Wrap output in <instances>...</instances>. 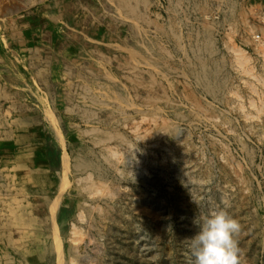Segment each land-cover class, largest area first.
<instances>
[{
  "label": "rangeland",
  "instance_id": "obj_1",
  "mask_svg": "<svg viewBox=\"0 0 264 264\" xmlns=\"http://www.w3.org/2000/svg\"><path fill=\"white\" fill-rule=\"evenodd\" d=\"M263 41L264 0H0V264H193L221 209L264 264Z\"/></svg>",
  "mask_w": 264,
  "mask_h": 264
},
{
  "label": "clouds",
  "instance_id": "obj_2",
  "mask_svg": "<svg viewBox=\"0 0 264 264\" xmlns=\"http://www.w3.org/2000/svg\"><path fill=\"white\" fill-rule=\"evenodd\" d=\"M193 223L198 230L186 239L194 257L193 264H240L234 236L239 233L241 225L226 210L196 217Z\"/></svg>",
  "mask_w": 264,
  "mask_h": 264
},
{
  "label": "bare ground",
  "instance_id": "obj_3",
  "mask_svg": "<svg viewBox=\"0 0 264 264\" xmlns=\"http://www.w3.org/2000/svg\"><path fill=\"white\" fill-rule=\"evenodd\" d=\"M59 1V0H58ZM65 1V0H64ZM130 1V0H129ZM142 1H144V0H142ZM57 3H59V2H57ZM137 3V2H136ZM56 4V3H55ZM133 4V3H132ZM231 4V3H230ZM114 5V4H113ZM198 5V4H197ZM134 7H136V6H134ZM133 7V8H134ZM122 8V7H121ZM131 8H132V6H131ZM119 10V9H118ZM134 10H135V8H134ZM118 12H120V11H118ZM127 12V11H126ZM202 15V14H201ZM206 15V14H205ZM233 16V15H232ZM126 17V16H125ZM137 17V16H136ZM201 17V16H200ZM123 19H125V18H123ZM129 19V18H128ZM226 19V18H225ZM125 20H127V19H125ZM134 20V19H133ZM102 21V20H101ZM129 21V20H128ZM136 21V20H135ZM132 22H134V21H132ZM212 27V26H211ZM182 29V28H181ZM167 31V30H166ZM197 32V31H196ZM175 33V32H174ZM208 36H210V35H208ZM208 38V37H207ZM260 40V39H259ZM258 40V41H259ZM143 41V40H142ZM263 43H264V41H263ZM181 47V46H180ZM239 50V49H238ZM127 51V50H126ZM132 51H133V49H132ZM240 51H241V49H240ZM243 51V50H242ZM241 51V52H242ZM149 52V51H148ZM134 53V52H133ZM61 54V53H60ZM130 54V53H129ZM136 54V53H135ZM134 55V54H133ZM150 55V54H149ZM239 55V54H238ZM131 56V55H130ZM135 56V55H134ZM188 57V56H187ZM242 57H243V55H242ZM134 58V57H133ZM132 58V59H133ZM145 58V57H144ZM205 58V57H204ZM149 59V58H148ZM230 59V58H229ZM233 59V58H232ZM151 60V59H150ZM165 60V59H164ZM139 61V60H138ZM140 64V63H139ZM233 64V63H232ZM144 65V64H143ZM160 65V64H159ZM138 67V66H137ZM159 72V71H158ZM130 73V72H129ZM167 73V72H166ZM154 74V73H153ZM177 75V74H176ZM111 78H113V77H111ZM129 78H131V77H129ZM135 78V77H134ZM152 78V77H151ZM113 80V79H112ZM134 80V79H133ZM132 80V81H133ZM159 81V80H158ZM162 81V80H161ZM167 81V80H166ZM120 82V81H119ZM110 86V85H109ZM104 87V86H103ZM87 88V87H86ZM113 88V87H112ZM131 88V87H130ZM71 89V88H70ZM164 90V89H163ZM130 93V92H129ZM119 96V95H118ZM123 97V96H122ZM185 97H187V96H185ZM128 98V97H127ZM158 98V97H157ZM153 99H154V97H153ZM191 101V100H190ZM109 103V102H108ZM124 104V103H123ZM179 104V103H178ZM79 105V104H78ZM136 106V105H135ZM153 107V106H152ZM158 107V106H157ZM202 108V107H201ZM149 109V108H148ZM72 113V112H71ZM157 116V115H156ZM93 118V117H92ZM126 120V119H125ZM156 120H157V118H156ZM87 124V123H86ZM165 124V123H164ZM169 125V124H168ZM171 127V126H170ZM168 129V128H167ZM171 129V128H170ZM175 131V130H174ZM85 132V131H84ZM147 135V134H146ZM111 147V146H110ZM117 154V153H116ZM88 164H90V163H88ZM86 168V167H85ZM99 182V181H98ZM99 186V185H98ZM102 187V186H101ZM103 188V187H102ZM94 207V206H93ZM106 209V208H105ZM94 210V209H93ZM55 232V231H54ZM81 239V238H80Z\"/></svg>",
  "mask_w": 264,
  "mask_h": 264
},
{
  "label": "built area",
  "instance_id": "obj_4",
  "mask_svg": "<svg viewBox=\"0 0 264 264\" xmlns=\"http://www.w3.org/2000/svg\"><path fill=\"white\" fill-rule=\"evenodd\" d=\"M259 39H260V36H257V37H256V40L258 41Z\"/></svg>",
  "mask_w": 264,
  "mask_h": 264
}]
</instances>
